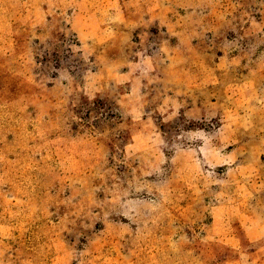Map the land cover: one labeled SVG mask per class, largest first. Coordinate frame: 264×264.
<instances>
[{"label": "rangeland", "instance_id": "obj_1", "mask_svg": "<svg viewBox=\"0 0 264 264\" xmlns=\"http://www.w3.org/2000/svg\"><path fill=\"white\" fill-rule=\"evenodd\" d=\"M184 4L187 15L196 9L185 26L219 18L223 35L237 36L219 52L236 48L248 63L238 67L263 69L264 0ZM54 25L19 24L14 46L0 30V264H264V108L238 109L258 136L227 149L219 173L192 175L178 158L139 160L107 112L112 97L84 87L89 50H74L73 33ZM153 162L155 175L138 172ZM177 179L188 210L168 201ZM116 182L130 189L122 199Z\"/></svg>", "mask_w": 264, "mask_h": 264}, {"label": "crops", "instance_id": "obj_2", "mask_svg": "<svg viewBox=\"0 0 264 264\" xmlns=\"http://www.w3.org/2000/svg\"><path fill=\"white\" fill-rule=\"evenodd\" d=\"M185 1L0 0V30L9 34L5 43L14 46L19 24L41 25L44 31L46 25L60 28L65 23L62 27L73 33L74 50H89L90 55L80 56L90 61L85 89L112 97L107 112L127 129L125 151L144 161L185 160L191 169L182 171L204 177L219 173L227 149L234 147L237 153V144L257 138L258 123L238 109H250L252 102L264 108V67L258 72L242 70L238 66L246 61L236 48L234 53L219 52L227 42L237 43V36L223 35L219 18L215 26L209 24L210 15L207 27L189 20L185 26L183 17L196 14L192 8L187 15ZM253 73L263 82L252 80ZM167 144H176L175 152L181 155L169 156ZM157 163L138 172L155 175ZM178 183L175 180L176 186L166 191L168 201H182L174 207L188 210L191 203L184 204L187 199L176 190ZM114 185L121 189V199L130 191L124 184ZM220 216L224 221L225 213H218V224Z\"/></svg>", "mask_w": 264, "mask_h": 264}]
</instances>
